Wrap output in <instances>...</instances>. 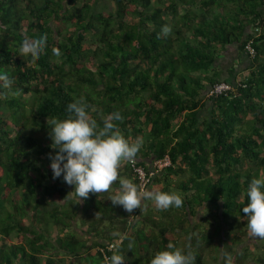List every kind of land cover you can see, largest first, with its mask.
Segmentation results:
<instances>
[{
  "label": "trees",
  "instance_id": "1",
  "mask_svg": "<svg viewBox=\"0 0 264 264\" xmlns=\"http://www.w3.org/2000/svg\"><path fill=\"white\" fill-rule=\"evenodd\" d=\"M97 1L0 0V71L14 77L0 87V264H106L113 254L122 264H149L169 244L180 248V235L194 264H211L210 252L217 264H226L225 252L233 264H264V246L254 254L242 247L248 185L264 177V0H111L113 13L95 12ZM25 34L47 35L35 62L20 51ZM233 45L248 73L221 79L216 61ZM222 81L232 89L208 97ZM76 100L95 108L90 116L101 126L121 113V135L143 140L132 160L147 175L168 158L145 190L177 193L183 207L157 208L156 218L142 213L147 201L129 214L110 200L119 179L77 202L49 159L57 151L51 121L66 118ZM129 161L120 177L139 188Z\"/></svg>",
  "mask_w": 264,
  "mask_h": 264
},
{
  "label": "clouds",
  "instance_id": "2",
  "mask_svg": "<svg viewBox=\"0 0 264 264\" xmlns=\"http://www.w3.org/2000/svg\"><path fill=\"white\" fill-rule=\"evenodd\" d=\"M161 31L167 36L172 29L165 25ZM46 47V34H25L20 51L30 53L31 60L35 62ZM53 53L61 55L56 48H53ZM13 79L10 72L0 71V87L11 85ZM90 108L86 102L76 100L66 106V118L52 119L50 137L52 147L57 150L49 156L53 178L62 177L65 183L73 185L77 202L81 198L86 200L90 193L108 192L119 179V190L110 200L129 214L137 208L142 210L147 201H153L160 210L183 207L184 201L177 193L141 190L131 180L120 177L121 163L137 157L143 140L137 138L130 143L121 135L116 123L123 119L119 111L103 118L101 126L91 118ZM91 111H95V108H91ZM246 195L248 203L242 212L248 217V230L254 236L264 238V177L253 178ZM168 249L156 252L149 264H194L196 257L191 250L184 251L172 244L168 245ZM224 257L226 264H233L234 258L230 253L225 252ZM124 259L122 254H113L109 264H122Z\"/></svg>",
  "mask_w": 264,
  "mask_h": 264
},
{
  "label": "rangeland",
  "instance_id": "3",
  "mask_svg": "<svg viewBox=\"0 0 264 264\" xmlns=\"http://www.w3.org/2000/svg\"><path fill=\"white\" fill-rule=\"evenodd\" d=\"M93 9H94L95 12L113 13L114 10H115V6H114V3L111 0H98L97 2H95L93 4ZM202 113H205V110H203ZM124 162L121 163L120 168L123 166ZM119 175H121V174L119 173ZM121 178L127 179L126 175L121 176ZM109 192L111 194H113V195L115 194L114 192H112L111 189H110ZM156 209H157V207H156L155 203L153 201H150V203L147 206V208L146 209L144 208L142 210V213H144L145 215H150L152 217H156L157 218L159 216V214L156 211ZM203 212H204V210H203ZM207 217L210 218L211 215H207ZM191 220H192L193 224L197 221L195 219H191ZM210 229H211V227H210ZM51 231H52V236L53 237L57 235V228L55 226H51ZM226 231H227V229L225 228L224 231H223V236H224L225 239H229L231 237V233L226 232ZM77 232L80 233L79 230H77ZM246 232H247V240H246L245 244L242 247L243 248H247L248 253L254 254V253L257 252V248H260L261 246H264V240L262 238L254 236L248 230V227L246 229ZM177 237H178V240H179V247L183 248L185 246V244H184L185 237L183 235L182 236L180 235V236H177ZM80 238L82 240H84V241H87V242L90 240V236L88 237L87 235H84V234ZM17 239L18 238L15 235H13V237H12V239L10 241L16 243ZM88 244H91V242H88ZM91 252H94V250H91ZM214 256L216 257V254H214L213 252L208 253V255L206 257V262L207 263H211V264H217V262L214 261ZM250 257H251V255H250ZM69 260H70V258H68L66 260L67 262H65V263H68ZM247 262H250V259H248ZM245 263H246V261H245Z\"/></svg>",
  "mask_w": 264,
  "mask_h": 264
},
{
  "label": "crops",
  "instance_id": "4",
  "mask_svg": "<svg viewBox=\"0 0 264 264\" xmlns=\"http://www.w3.org/2000/svg\"><path fill=\"white\" fill-rule=\"evenodd\" d=\"M221 79L240 80L248 73L249 60L244 53L238 51L237 45L228 46L216 61Z\"/></svg>",
  "mask_w": 264,
  "mask_h": 264
},
{
  "label": "built area",
  "instance_id": "5",
  "mask_svg": "<svg viewBox=\"0 0 264 264\" xmlns=\"http://www.w3.org/2000/svg\"><path fill=\"white\" fill-rule=\"evenodd\" d=\"M245 52L250 55L251 57H253L255 55V51L254 48L252 47V44L250 42H248L245 47H244ZM232 89L231 85H229L228 83L225 82H220V83H216L214 85H212L209 89H208V97H217L219 95L225 94L228 91H230ZM130 166L133 168L134 172L137 174L138 179H139V188L141 190H145L147 184L150 181V178L154 175V170L155 169H162L163 167L169 166L170 165V161L168 158H165L164 160H159V161H155L153 163L152 168L154 169L153 171H150V174L147 175V173L142 169V168H138L136 167V164L133 160L129 161ZM109 250L114 249V245L110 244L108 246ZM106 264H109L108 262V258H106Z\"/></svg>",
  "mask_w": 264,
  "mask_h": 264
}]
</instances>
